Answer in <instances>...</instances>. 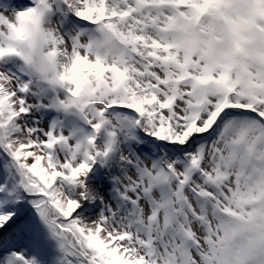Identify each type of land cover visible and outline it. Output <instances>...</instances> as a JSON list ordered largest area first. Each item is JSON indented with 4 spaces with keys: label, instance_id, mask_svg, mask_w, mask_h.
I'll return each instance as SVG.
<instances>
[{
    "label": "snow or ice",
    "instance_id": "1",
    "mask_svg": "<svg viewBox=\"0 0 264 264\" xmlns=\"http://www.w3.org/2000/svg\"><path fill=\"white\" fill-rule=\"evenodd\" d=\"M0 264H264V0H0Z\"/></svg>",
    "mask_w": 264,
    "mask_h": 264
}]
</instances>
